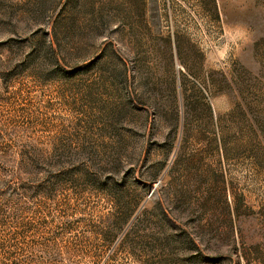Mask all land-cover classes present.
I'll return each mask as SVG.
<instances>
[{
    "label": "rangeland",
    "instance_id": "1",
    "mask_svg": "<svg viewBox=\"0 0 264 264\" xmlns=\"http://www.w3.org/2000/svg\"><path fill=\"white\" fill-rule=\"evenodd\" d=\"M0 264H264V0H0Z\"/></svg>",
    "mask_w": 264,
    "mask_h": 264
}]
</instances>
